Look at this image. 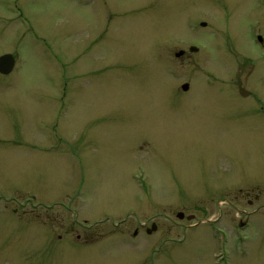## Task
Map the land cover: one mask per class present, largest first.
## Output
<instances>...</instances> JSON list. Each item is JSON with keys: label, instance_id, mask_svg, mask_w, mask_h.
<instances>
[{"label": "rangeland", "instance_id": "1", "mask_svg": "<svg viewBox=\"0 0 264 264\" xmlns=\"http://www.w3.org/2000/svg\"><path fill=\"white\" fill-rule=\"evenodd\" d=\"M6 53L0 264H264V0H0Z\"/></svg>", "mask_w": 264, "mask_h": 264}, {"label": "water", "instance_id": "2", "mask_svg": "<svg viewBox=\"0 0 264 264\" xmlns=\"http://www.w3.org/2000/svg\"><path fill=\"white\" fill-rule=\"evenodd\" d=\"M202 26H205V23H201ZM260 39V38H259ZM181 54L178 53L177 55ZM14 66V57L11 54H4L0 56V73L1 74H8L12 71ZM183 89H187V85H183ZM182 214H179L178 217L182 218ZM156 227L153 225L151 230H148L150 233L152 230H155Z\"/></svg>", "mask_w": 264, "mask_h": 264}, {"label": "flooded vegetation", "instance_id": "3", "mask_svg": "<svg viewBox=\"0 0 264 264\" xmlns=\"http://www.w3.org/2000/svg\"><path fill=\"white\" fill-rule=\"evenodd\" d=\"M188 47V48H187ZM186 48H187V50H189V51H194L193 50V48H192V46H187ZM181 51V54H179V55H177V53L178 52H180ZM175 57H183L184 55H185V50L184 49H179L177 52H175L174 54H173ZM185 83H187V82H185ZM188 84V83H187ZM181 87H182V85H181ZM188 89V88H187ZM183 91H187V90H183ZM251 202V201H250ZM178 214V213H177ZM239 226H241V227H244V226H246L247 224H246V222L245 221H240L239 223Z\"/></svg>", "mask_w": 264, "mask_h": 264}]
</instances>
